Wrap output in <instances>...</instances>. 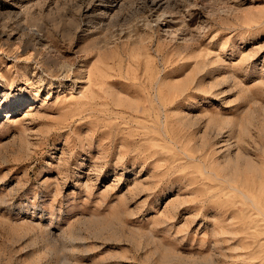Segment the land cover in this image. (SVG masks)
I'll return each mask as SVG.
<instances>
[{
	"label": "rangeland",
	"instance_id": "1",
	"mask_svg": "<svg viewBox=\"0 0 264 264\" xmlns=\"http://www.w3.org/2000/svg\"><path fill=\"white\" fill-rule=\"evenodd\" d=\"M108 1L0 0V264H264V0Z\"/></svg>",
	"mask_w": 264,
	"mask_h": 264
},
{
	"label": "bare ground",
	"instance_id": "2",
	"mask_svg": "<svg viewBox=\"0 0 264 264\" xmlns=\"http://www.w3.org/2000/svg\"><path fill=\"white\" fill-rule=\"evenodd\" d=\"M157 0H153V4H155V5H157V6H160V4L158 3V2H156ZM108 3H113L111 0L110 1H108ZM116 3V2H115ZM93 18V17H92ZM189 39V38H188ZM189 41H191V40H189ZM190 46V45H189ZM36 50H37V48H36ZM39 54V53H38ZM50 59V58H49ZM50 62H51V60H50ZM58 62V61H57ZM49 65V64H48Z\"/></svg>",
	"mask_w": 264,
	"mask_h": 264
}]
</instances>
